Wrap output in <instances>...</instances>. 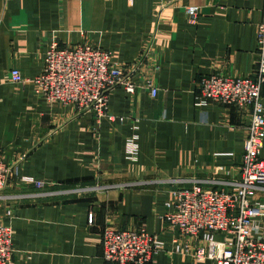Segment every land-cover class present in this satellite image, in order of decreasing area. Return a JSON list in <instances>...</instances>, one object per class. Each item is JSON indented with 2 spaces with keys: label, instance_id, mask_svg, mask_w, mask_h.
<instances>
[{
  "label": "crops",
  "instance_id": "1",
  "mask_svg": "<svg viewBox=\"0 0 264 264\" xmlns=\"http://www.w3.org/2000/svg\"><path fill=\"white\" fill-rule=\"evenodd\" d=\"M263 8L264 0H0V149L19 164L0 191V220L14 230V264H114L103 256L106 227L157 235L164 246L148 264H216L198 260L202 240L182 237L166 215L177 187L240 177L252 108L199 106L197 85L256 69ZM55 41L101 46L129 67L152 45L135 92L109 94L110 113L124 121L96 123L36 95ZM14 68L24 83L11 82Z\"/></svg>",
  "mask_w": 264,
  "mask_h": 264
},
{
  "label": "built area",
  "instance_id": "2",
  "mask_svg": "<svg viewBox=\"0 0 264 264\" xmlns=\"http://www.w3.org/2000/svg\"><path fill=\"white\" fill-rule=\"evenodd\" d=\"M192 19L199 7L188 9ZM152 47V45H150ZM151 47L129 67L115 61L113 53L101 46L79 43L59 46L52 42L44 58V68L34 79L35 93L51 104L73 106L79 112H91L96 123L104 117L124 121L109 111V94L123 88L134 93L133 74L147 60ZM258 64L250 74L232 76L215 73L198 80L197 105L209 102L243 110L252 108L237 180H193L191 185L174 190L173 210L166 217L182 237L201 239L195 257L216 264H264V8L257 38ZM12 83H24L19 69L10 72ZM153 96L157 88L148 81ZM132 141L130 153L136 155ZM130 156L131 158H133ZM19 164L9 162L0 149V191L18 175ZM224 185V186H222ZM35 186L45 183L36 181ZM89 222H93L90 214ZM221 237V239L219 238ZM176 249L180 251L178 244ZM105 260L114 264H148L164 244L145 227L120 230L106 227L102 234ZM14 230L0 220V264H14Z\"/></svg>",
  "mask_w": 264,
  "mask_h": 264
},
{
  "label": "rangeland",
  "instance_id": "3",
  "mask_svg": "<svg viewBox=\"0 0 264 264\" xmlns=\"http://www.w3.org/2000/svg\"><path fill=\"white\" fill-rule=\"evenodd\" d=\"M191 6H189L188 8H187V13H188V9L190 8ZM199 14V13H198ZM188 15L190 16V14L188 13Z\"/></svg>",
  "mask_w": 264,
  "mask_h": 264
}]
</instances>
